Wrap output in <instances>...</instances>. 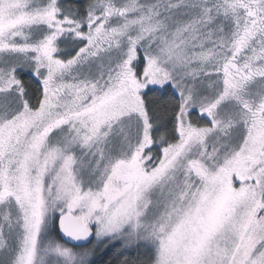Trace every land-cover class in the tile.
Instances as JSON below:
<instances>
[{
    "label": "snow or ice",
    "instance_id": "obj_1",
    "mask_svg": "<svg viewBox=\"0 0 264 264\" xmlns=\"http://www.w3.org/2000/svg\"><path fill=\"white\" fill-rule=\"evenodd\" d=\"M0 264H264V0H0Z\"/></svg>",
    "mask_w": 264,
    "mask_h": 264
}]
</instances>
